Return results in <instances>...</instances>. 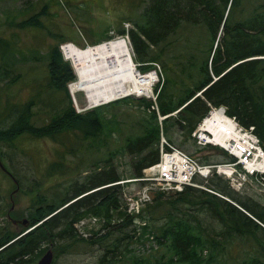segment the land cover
<instances>
[{"label":"trees","instance_id":"1","mask_svg":"<svg viewBox=\"0 0 264 264\" xmlns=\"http://www.w3.org/2000/svg\"><path fill=\"white\" fill-rule=\"evenodd\" d=\"M150 1V6L140 17L141 23L135 22L136 30H130L127 33L136 54V60L142 64H161L166 78L158 92L156 104L152 99L147 103L142 98L135 100L150 111L157 105L159 111L154 109L151 112L154 117H157V114L166 117L165 122H168L175 111L180 110L175 125L189 137L209 113V105L224 106L228 116L235 117L242 126L255 127V133L264 146V5L255 6L250 18L244 19L242 16L245 12V3L242 0ZM44 8L45 6L42 10ZM47 10L46 7L44 12L46 13ZM42 15L40 12L36 15L35 11L28 15L21 14L19 20L23 19L22 22L15 27L14 31H11L10 25L15 23L11 22L7 13L8 30L2 31L0 43L4 35L7 36L9 32L15 41L14 36L19 32L34 31L25 27L24 24L38 26V18ZM25 18L29 19L24 20ZM77 26L81 29L73 30L72 34L75 31L80 35L89 36L88 25ZM190 27L203 28L202 42L192 43L193 52L189 60L181 64L178 57L182 42L178 39V34L181 30L188 32ZM43 31H48L50 35L48 28L45 27ZM121 33L127 34L125 31ZM67 40L69 36L64 34L59 39L51 37L47 59L48 77L53 84L50 89L66 92L69 106L63 107V100H59L55 106L43 104L51 108L48 110L53 118L51 117L47 125L42 126L37 125L39 121L34 115V108L39 101L29 100L27 104L15 106L11 114L1 117L0 157L7 169L9 168L4 163L6 158L3 146L15 151L17 142L25 137L34 141L56 135L60 137L73 135L78 131L85 138L94 139L99 144L98 149H104L116 138L113 137V133L114 126H119L118 120L105 122L98 116V110H95L96 113L90 111L80 114L73 106L67 83L74 82L76 77L70 64L63 60L58 45L59 41ZM185 43L187 46L191 42ZM10 53L13 51L7 52L0 48L2 56L0 93L6 92L20 78V75H14L13 81L8 85L5 81L13 71L21 72L18 69L19 61L25 64L32 62L38 64L39 52L35 53L37 55L34 57L25 56L20 51L22 60L17 57L14 66H6V59ZM2 83L5 84L2 85ZM176 87L182 88L178 94L174 92ZM1 106H3L2 103ZM53 114L56 115L53 116ZM139 125L142 134L133 138H124L123 145L117 146L116 152H110V158L107 161L96 164L95 174L86 176L83 184H74L69 188L72 191L71 195L68 197L48 195L47 197L36 192L27 226L18 232H14L10 226H0V264L34 262L45 252L44 244H52L57 240L69 242V249L79 242H85L84 239H79L81 234H78L75 224L89 213L95 215L104 213L110 218V212H115L119 219L125 218L124 221L112 227L109 226V232L97 239L103 243L114 234V231L120 234L112 244L106 247L103 256L100 257V264H118L121 256L131 254L129 247L131 240L137 234V229L134 227V235L131 236L129 228L133 226L141 212L130 216L121 210V192L123 193L124 190L120 185L105 186L122 180L117 168L111 163V157L114 154L124 151L135 157L132 163L134 172L132 171L131 174L135 176L134 179L141 178L145 169L158 163L161 128L156 120L155 122L142 120ZM78 138L81 137L78 135ZM210 148L212 153H220L212 146ZM221 153L226 155L224 152ZM209 158L205 157L206 160ZM101 163L105 165L104 168H100ZM54 172L67 174L69 167L57 163L54 164ZM2 175L5 178L10 177L18 186L16 175L13 176L15 180L4 171ZM216 185L218 192L228 196L225 191L227 189L222 183ZM96 189L98 191H94ZM57 191L58 188L54 192ZM163 196L159 193L153 204H151L153 198L146 203V206L149 205L145 209L149 223L143 226L142 237L148 235L159 246L157 250H164L165 253L152 249V253L147 257H136V260L133 257V264H264V227L254 220L264 225V205L254 200H251V204L238 200L243 212L230 202L193 187H187L183 192L176 193L174 202L165 201ZM186 204L192 206L200 204L207 218L218 223L220 229L214 228L213 232L203 229L202 219L190 218L181 212L179 205ZM157 208L158 210L171 209L168 210L167 215L154 218L152 210ZM11 212L9 210V216ZM142 216L139 217L142 218ZM142 237L139 241L145 239ZM234 239L255 242L260 256L256 255L242 262H236L237 259L232 257L228 249Z\"/></svg>","mask_w":264,"mask_h":264},{"label":"rangeland","instance_id":"2","mask_svg":"<svg viewBox=\"0 0 264 264\" xmlns=\"http://www.w3.org/2000/svg\"><path fill=\"white\" fill-rule=\"evenodd\" d=\"M242 1L245 3V12L242 16L244 19L250 18L255 6L264 5V0ZM150 3V0H0V37L3 35V30H8L7 13L12 20L11 22L15 23L10 25L11 31H14L15 27H18L22 22L23 19L19 20L21 14L28 15L32 14L34 11L36 15L39 12L43 14L42 17L38 18V26L35 24H24L25 27L34 29V31L26 30L19 32L14 36L15 41H13L10 36L11 32L7 33V36L4 35V38H2L0 48L7 52L8 50L13 51V53L7 56L6 66H14L17 57L22 60L20 51L25 56L32 55L34 57L37 55L35 53H39L37 60L38 64L35 62L25 64L19 61L18 69L21 72L13 71L10 77L5 80L8 85L13 81L14 75H20L17 83L13 84L6 92L0 93V121H2L1 117L14 112L15 106L18 107L27 104L29 100L39 101V104L34 108V115L39 121L37 123L38 126L47 125L52 117V115H50V110H48L51 108L43 104L55 106V103L59 102V100H63L62 106H69L68 94L66 92H57L50 89V86L53 84L51 78L48 77V46L51 45V37L59 39L62 34L69 36V40L59 41L58 45L63 60L67 64H70L76 77L74 82L70 81L67 83L68 92H70L76 112L85 114L90 111L98 110V116L103 118L105 122H113L114 120L119 121V126H114L113 137L116 138L110 141L104 149H98L97 145L99 144L94 141V139L85 138L84 135L81 132L78 133V131L73 135H63L61 137L56 135L55 137L50 136V138H41L34 141L29 137H25L23 140L17 142L15 151L3 146L6 158L4 163L9 168L8 171L12 176L16 175L18 186L10 177L5 178V176L2 175V169H0V226H10L14 232L20 231L25 225L17 223L15 225L13 219L18 221L28 219L29 215L32 213L36 192H38L37 194H44L47 197L48 195L53 197L55 195H64L67 197L71 195L72 191L69 190V188L74 184H83L86 181V176L95 174L97 168L96 164L107 161L110 158V152H116L118 150L117 146L123 145L124 138H133L142 134V131L140 132V121L155 122L156 120L159 127H161V116L157 114V117H154L151 112L154 110V107H152L150 111L146 107L141 106L140 102H137L135 99L142 98L145 103L152 99L154 104H156L158 92L161 90L166 78L165 71L161 64L139 63L136 60V54L133 50L131 40L129 42L126 39L130 46L138 72L140 74H148L149 72H155L157 74L158 81L154 87V94L151 96L132 94L96 107L92 106L86 93L78 92L75 94L71 89L79 80L76 68L77 64L75 60H71L70 57L68 60L63 51V47L67 44H72L79 49L87 50L89 47L99 44L101 45L117 39H124L122 37H126L127 34L122 35L123 33L121 32L125 31V33H127L130 30H136L135 22H140V19L142 20L140 17L150 6ZM44 6V10H42ZM46 7L48 10L45 13ZM4 12L5 14H3ZM227 13H229V11ZM28 19L29 18H25L24 20ZM75 23L77 25H88L89 28L87 31L89 36L80 35L75 31L74 34H72L73 30L81 29V27L75 25ZM45 27L49 29L50 35L48 31H43ZM188 29V32L185 33V30H181L178 34V39L182 42V48L178 57V61L181 64L189 60V56L193 52L191 49L192 43L202 42V27H190ZM187 41L191 43L186 46L185 42ZM206 45L207 44H205V46ZM184 46H186V48H184ZM202 49L204 50L203 47ZM1 59L2 56L0 55V60ZM4 84L5 83H2V85ZM156 89H158V91H156ZM179 91H182V88L176 87L174 89L176 94H178ZM1 103L3 106H1ZM155 108L157 109V107ZM175 113L176 114H172V116L169 117L170 119L168 122H165L164 119L162 122L165 138L169 144L183 150L204 165L213 166L231 161L229 154L221 148L212 145L201 146L192 135L189 137L184 132H181L178 126L175 125V120L179 118L177 111H175ZM55 115L56 114H53V116ZM168 127L170 128L169 130ZM78 135L81 138H78ZM210 146L220 153H212V148H210ZM221 152L226 153V155ZM205 157L210 158L206 160ZM133 158L135 157L124 151L120 154H114L111 157V163L122 176L121 181L135 178V176H131L133 171L132 163L135 161ZM57 163L65 164L66 167H69V172L67 174L53 173L54 164ZM102 163L100 168L105 167ZM98 172L99 170L97 173ZM197 182L200 186L205 187V189H196L208 193L211 192L210 194L213 193L212 195L219 194L238 209H242L238 204V200L247 204H251V200H254L264 205V186L256 181L253 183L248 182L242 187L236 186L238 188H234L229 179L214 172L207 179L198 177ZM217 183H222L226 187L227 190L225 191L228 196H226L225 193L218 192L219 190L216 187ZM120 186L123 190L125 188V191L136 192L143 187V184L130 183L123 185L124 187L122 185ZM151 187L153 188L152 198L154 199L151 204L154 203L159 193L164 195L163 199L165 201L174 202L176 200V192L162 191L160 189L161 186L157 188L155 186ZM56 188H58V191L54 192ZM94 191H98V189ZM121 194V210L130 216L136 215V213L129 212L124 197V191L123 193L121 192ZM148 206L144 205L141 208L142 211L139 216L143 215L142 218L138 216L133 226L129 228L131 236L134 235V227L137 229V234L131 240V245L129 247L132 253L121 256V260L119 259L120 261L118 264H133V257L135 260L136 257H147V255L152 253V249L157 250L159 248L155 240L152 238L150 239L148 235L142 237V228L145 224L149 223L147 211L145 210ZM169 209L171 208L159 210L157 208L154 211L152 210L154 218L167 215ZM179 209L190 218L202 219L204 224H201V227L209 232H213L214 228L220 229L218 223L212 222L207 218L200 204L195 206L188 204L179 205ZM9 210L12 211L10 214L11 217L9 216ZM110 216L109 218L104 213L101 215L92 213L85 214L75 225L77 232L79 231L78 234H81L79 239H84L85 242H79L70 247V249L69 242L65 243L62 240H57L52 244H44L43 248H45V252L42 256H44L49 249H52L54 252L53 264H100V257L103 256L106 247L112 244L115 238L120 236V234L114 231V234L103 243L97 241V239L109 232V226L112 227L125 220L124 217L123 220L119 219L115 212H110ZM141 237L145 239L139 241ZM90 239H92V241H89ZM232 242L233 244L229 246L228 249L231 251L232 257L237 259L236 262H242L244 259L256 255L260 256V251L255 242H247L246 240L238 239H234ZM157 251L165 253L164 250ZM42 256L34 262L31 261L29 264H38Z\"/></svg>","mask_w":264,"mask_h":264},{"label":"built area","instance_id":"3","mask_svg":"<svg viewBox=\"0 0 264 264\" xmlns=\"http://www.w3.org/2000/svg\"><path fill=\"white\" fill-rule=\"evenodd\" d=\"M122 38L130 42L128 33ZM67 45L63 47V51ZM155 107L158 112V106ZM209 116V124L205 126L203 123L194 132L193 137L201 146L212 145L223 149L232 158L231 161L213 166L204 165L183 150L163 141L159 162L145 169L141 178L122 183V186L130 183L143 184L136 192L125 191L124 188V197L130 213L139 214L141 208L152 200L151 186L160 185L166 190H181L184 186L203 188L198 184L197 178L207 179L214 172L229 179L234 188L255 181L264 186L262 142L240 124L230 120L224 110L213 109ZM163 119L160 117L161 127Z\"/></svg>","mask_w":264,"mask_h":264},{"label":"bare ground","instance_id":"4","mask_svg":"<svg viewBox=\"0 0 264 264\" xmlns=\"http://www.w3.org/2000/svg\"><path fill=\"white\" fill-rule=\"evenodd\" d=\"M64 51L66 57H70V59L73 61L75 60L77 64L76 68L79 75V81L78 83L74 84L71 89L75 94L78 92L86 93L93 107L110 103L132 94L146 96H151L154 94V87L158 81L157 74L155 72H152L143 75L138 72L133 60L130 46L126 39H117L115 41L103 43L101 45L99 44L93 47H89V49L87 50L79 49L75 45L70 44L64 48ZM209 106L210 111L213 109L224 110L226 116L230 120L240 124L235 117L228 116L227 109L224 106ZM179 111L180 110H178L177 113H179ZM210 111L197 126V128L193 131V133L191 134L192 136L203 123L205 124V126L209 124ZM220 112L222 113V111ZM163 118L164 120L166 119V117ZM160 128L161 136L159 145L161 147L162 142L167 140L165 138L163 127ZM244 128L248 132H250L252 136L259 139V137L255 133V127ZM127 181H119L105 187L122 185V183H126ZM159 186L155 187L157 188ZM187 187L190 186H184L181 190H166L162 189V187L160 189L162 191L181 193ZM201 189H205V187ZM152 191L153 188L151 187V193ZM214 195L219 196L220 198L225 200V198H223L219 194ZM249 216L252 217L251 215ZM254 220L264 227V225L259 221H257L256 219Z\"/></svg>","mask_w":264,"mask_h":264},{"label":"water","instance_id":"5","mask_svg":"<svg viewBox=\"0 0 264 264\" xmlns=\"http://www.w3.org/2000/svg\"><path fill=\"white\" fill-rule=\"evenodd\" d=\"M0 168L9 176H11L13 179L14 177L12 176V174L8 171V169L5 167V165L2 163L1 157H0ZM15 180V179H14ZM15 225L16 223H21L25 226L28 225V221L24 220V221H17V220H13ZM54 261V252L52 249H49L45 255L39 260L38 264H53Z\"/></svg>","mask_w":264,"mask_h":264},{"label":"flooded vegetation","instance_id":"6","mask_svg":"<svg viewBox=\"0 0 264 264\" xmlns=\"http://www.w3.org/2000/svg\"><path fill=\"white\" fill-rule=\"evenodd\" d=\"M259 8V7H258Z\"/></svg>","mask_w":264,"mask_h":264}]
</instances>
